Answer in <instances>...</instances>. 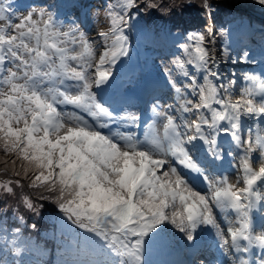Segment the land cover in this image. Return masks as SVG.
<instances>
[{
    "label": "snow or ice",
    "instance_id": "snow-or-ice-1",
    "mask_svg": "<svg viewBox=\"0 0 264 264\" xmlns=\"http://www.w3.org/2000/svg\"><path fill=\"white\" fill-rule=\"evenodd\" d=\"M203 6L211 7L206 0ZM141 7L140 0L105 7L107 28L98 34L103 50L97 53L96 41L74 24L65 27L47 8L18 15L10 0H0V151L9 158L0 170L8 177L0 179V194L14 196L26 186L55 198L83 234L71 243L74 258L65 264H149L146 254L170 231L192 243L202 228L214 231L231 264H264V230L255 234L252 226L253 210L264 211V75L242 73L245 86L237 88L238 74L220 65L238 61L227 49L217 60L208 46L211 28L185 32L183 56L163 69L176 107L153 104L162 123L148 124L141 138L133 131L140 117L115 110L101 95L130 55L127 29ZM143 7L165 15L174 10L167 3ZM247 59L244 52L239 62ZM247 120L260 130L246 129ZM221 135L238 149L234 183L210 174L224 155ZM22 204L38 214L30 198ZM18 235L17 228L9 240L0 224V242L14 255Z\"/></svg>",
    "mask_w": 264,
    "mask_h": 264
},
{
    "label": "rangeland",
    "instance_id": "rangeland-1",
    "mask_svg": "<svg viewBox=\"0 0 264 264\" xmlns=\"http://www.w3.org/2000/svg\"><path fill=\"white\" fill-rule=\"evenodd\" d=\"M113 2L114 0H98V2H96V8L93 12L94 27L91 31V34L90 32L85 31L81 24L76 23L74 15L72 16L74 21L73 23L66 22V20L69 18L68 16L57 19L59 22H62L65 27L74 24L80 30L84 31L90 39L97 42L96 48L97 53H99L103 49L100 46V37L98 34L99 32L106 30L107 28L105 7ZM149 2L161 4L168 3L170 6H174V10L171 14L165 15L162 14L159 10L143 7L145 3ZM204 2L205 0H140L142 7L140 11L135 14L137 16L140 15V12H144L148 16L150 14V18L152 20L155 19V22H169L174 24L184 23L185 25H190L184 22L182 17L187 18L185 13H191L198 19V23L199 21H201L202 23V29L204 31H201L200 29L199 32L206 33L208 29L211 28L212 32L214 33V37H209V39L213 40V42L208 46L214 49L217 58H219L220 60L224 58L225 49H227L228 55L230 54L229 47L232 45L230 41L226 45V47H222L220 44L221 40L223 39V29L226 26H234L239 21V19L242 18L248 19L250 22L251 19L255 22L260 21L264 24V6H260L255 2V0H206V2L211 6L208 9L204 8ZM48 6L49 5L47 4V7L44 8L52 11L51 7ZM52 12L56 15L54 10ZM191 17L192 16H190L189 18ZM222 20L223 22L230 23L224 24ZM249 21L248 25H250ZM211 24H217L218 28H213ZM231 30L236 31V29L234 28H231ZM241 32L244 31L241 29L237 30L236 34H240ZM182 56L183 53H181L179 57ZM230 57L232 60H235L234 56L230 55ZM228 63H231V60ZM233 66L235 65H224V72L226 74L231 72ZM4 159L9 158L5 157L3 152L0 151V170H2L3 168ZM9 167H11V165H9ZM0 177L2 179L8 178L3 175H0ZM23 197L30 198L37 205L38 214L29 212L23 207ZM0 199H2L4 202V211L6 212V222L0 220V224H3V226L7 229V232L11 236V238L15 227L19 229L17 241L21 243L22 246L27 247V245H31L32 247L41 249L43 251L44 248H47L44 252L48 254V264H57L56 260L59 259V256L68 258L72 255V253L70 252V245L73 241L69 242L68 245H65L64 243H62V245H60V243L53 244L55 238L69 236L70 238L75 239L77 236L76 234L72 235L70 232H68V230L72 228V226L70 225V222L66 221L64 214L60 212L57 204L54 202L55 198L50 193H43V201L45 202L46 207L41 204L42 201L40 198L39 190L28 188L26 186L22 189L18 188L16 190V195L14 196H6L0 194ZM47 207L51 208L52 211L58 212L55 214L50 213L46 210ZM33 224L36 225L35 228L32 227ZM76 230L77 233L78 229ZM52 253L56 254L55 257L52 256Z\"/></svg>",
    "mask_w": 264,
    "mask_h": 264
},
{
    "label": "trees",
    "instance_id": "trees-1",
    "mask_svg": "<svg viewBox=\"0 0 264 264\" xmlns=\"http://www.w3.org/2000/svg\"><path fill=\"white\" fill-rule=\"evenodd\" d=\"M168 4V3H167ZM140 15H138V16H143V18H142V23L144 24V25H146V24H149V26L150 25H152V26H154L155 28H160V26H172L173 28H175V29H177L176 31L179 33V34H182V33H185V32H199V30L201 29V31H204L203 29H202V23H201V21H199V23H198V19L194 16V15H192L191 13H185V15L187 16V18H183L182 17V19H183V21L184 22H186V23H188V24H190V25H185L184 23H182V24H180V23H178V24H174V23H169V22H155L156 20L155 19H151L150 18V14H149V16L146 14V13H142V12H140L139 13ZM134 15H136V14H134ZM190 16H192L191 18H189ZM138 18H140V17H137V16H135V18L134 19H138ZM222 22H223V20H222ZM224 24H227V23H230V22H223ZM200 24V25H199ZM219 24V23H218ZM222 24V23H221ZM191 25H193V26H191ZM211 26L214 28H218V25L217 24H211ZM141 27V26H140ZM220 27V26H219ZM224 30V29H223ZM5 160V159H4ZM0 179H2L1 177H0ZM39 193H40V198H41V201H42V205L44 206V207H46V204H45V202L43 201V195H41V192L39 191ZM42 206V207H43ZM43 207V208H44ZM46 210L48 211V212H50V213H57L58 211H52V209L51 208H49V207H47L46 208ZM0 220H3V221H5L6 222V212L4 211V202H3V200L2 199H0ZM56 226H57V224H56ZM55 226V227H56ZM13 228V227H12ZM14 229H17V228H15L14 227ZM76 229L72 226V228H70L69 230H68V232H70L72 235H75L76 234V236H77V234H78V232L76 233ZM80 235V234H79ZM74 239H72V238H70L69 236H63V237H60V238H55V242L56 243H60L61 245H62V243H64L65 245L67 244L68 245V243L69 242H71V241H73Z\"/></svg>",
    "mask_w": 264,
    "mask_h": 264
}]
</instances>
